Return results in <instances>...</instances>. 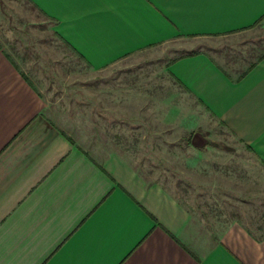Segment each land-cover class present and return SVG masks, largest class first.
<instances>
[{
	"label": "crops",
	"instance_id": "obj_1",
	"mask_svg": "<svg viewBox=\"0 0 264 264\" xmlns=\"http://www.w3.org/2000/svg\"><path fill=\"white\" fill-rule=\"evenodd\" d=\"M90 69L182 38L264 21V0H29ZM169 75L264 164V50L233 66L181 54ZM89 156L44 113L0 47V264H264V237L232 222L219 235L118 152Z\"/></svg>",
	"mask_w": 264,
	"mask_h": 264
},
{
	"label": "rangeland",
	"instance_id": "obj_2",
	"mask_svg": "<svg viewBox=\"0 0 264 264\" xmlns=\"http://www.w3.org/2000/svg\"><path fill=\"white\" fill-rule=\"evenodd\" d=\"M0 47L40 92L44 113L89 156H125L212 237L234 221L264 237V164L167 69L194 51L244 66L264 50V21L237 34L180 38L94 71L29 0H0Z\"/></svg>",
	"mask_w": 264,
	"mask_h": 264
}]
</instances>
